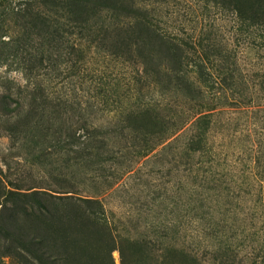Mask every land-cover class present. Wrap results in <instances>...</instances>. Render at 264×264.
Returning <instances> with one entry per match:
<instances>
[{"label": "rangeland", "instance_id": "374dc122", "mask_svg": "<svg viewBox=\"0 0 264 264\" xmlns=\"http://www.w3.org/2000/svg\"><path fill=\"white\" fill-rule=\"evenodd\" d=\"M117 1L0 0V264H264V0Z\"/></svg>", "mask_w": 264, "mask_h": 264}, {"label": "trees", "instance_id": "16d2710c", "mask_svg": "<svg viewBox=\"0 0 264 264\" xmlns=\"http://www.w3.org/2000/svg\"><path fill=\"white\" fill-rule=\"evenodd\" d=\"M112 1H114V0H112ZM116 1V0H115ZM125 2H124V0H118L116 3H115V8L117 9V8H119V9H121V8H123L124 6H125V4H124ZM123 31V30H122ZM124 31H127L126 29L124 30ZM163 41H165L166 42V40H164V38H163ZM175 53V52H174ZM176 54V53H175Z\"/></svg>", "mask_w": 264, "mask_h": 264}]
</instances>
